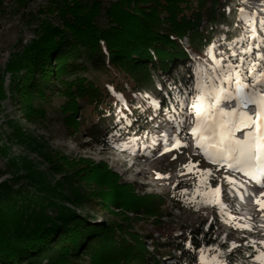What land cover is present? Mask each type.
Segmentation results:
<instances>
[{"label":"rangeland","instance_id":"1","mask_svg":"<svg viewBox=\"0 0 264 264\" xmlns=\"http://www.w3.org/2000/svg\"><path fill=\"white\" fill-rule=\"evenodd\" d=\"M58 1L0 0V90L2 92L0 97L3 98L0 99V184L4 183V188L12 196L11 202L16 211L23 210V213L27 214L29 211H38L43 207V210L55 213L60 208L71 209L89 226L88 238L90 239L99 238L103 225L108 224L112 219L121 220L124 216L129 215L132 217L131 219H134L133 225L137 235L144 242L146 250L152 255L156 252L157 241L166 235H173L175 238L178 235L184 237L186 229L193 225L215 222L218 226V235L222 243L228 244V249L219 253L208 251L205 252V255L219 256L223 264H257L256 255L258 252H264V217H262L261 211L248 221L235 222L229 219L231 208L234 207L231 202L232 197L244 190L250 178L242 172H233L209 162L195 144L191 145L188 140H184L183 136L178 134L172 137L173 141H169V144L163 143L161 146H170L179 139L180 143L187 144V147L169 151L165 154L166 156H163V159H153L156 158L160 147L154 146L157 142L152 139L154 129L150 133L148 129L155 122V113L152 111H155L156 104L149 103L150 105H144L143 108L151 115V122L145 125L137 120L138 122L126 126L125 134L110 140L112 148L100 146L86 134L90 130L93 131L97 125L96 114L91 110L81 112L78 117L80 120L77 119V121H81L79 127L68 129L69 121L63 119L58 109L65 102L62 90L69 81L77 75H84L86 79L101 89H104L110 81L108 75L95 72L92 68L87 73L82 72L80 68L78 70L76 66L83 67L82 64L86 65V62L83 58L75 57L76 52L70 45L63 44L58 50L53 62L51 81L45 87L43 94H37L40 91L36 89L26 98L19 97L17 100H13L10 94L13 80L8 65L11 61L21 57L28 45L39 38L41 31L47 27L43 24L48 20L46 12L49 11L51 5ZM75 1H80L83 6L87 5L86 2L90 0ZM97 1L102 2L103 14L111 4L118 2V0ZM259 1L186 0L176 14L163 15L159 18L160 20L147 18L144 21L107 23L103 20L104 16H96L90 23L97 28L98 32L105 31L115 38L123 33L119 37L125 39L126 37L129 39L128 35H134L150 25L161 33L169 31L175 36L182 31L185 32L179 44L191 80L190 90L173 93L174 100L168 98L175 90L170 89V86L176 82V78L172 77L168 85L164 83L162 91L165 102H170L168 108L172 111L171 113L177 111V116L186 118L188 100L185 97L186 94L191 95L194 92V85L200 79L199 70L203 67L206 71H211L217 67L212 57L208 55L209 49L213 45L216 46L213 53L216 59L221 61V66L226 63L235 64L238 61L231 53L235 52L244 56L245 53L242 49L247 44L258 43L252 39L253 35L264 39V30L260 27L264 18L259 17L261 9ZM136 4L140 5L138 2ZM222 5H225L223 10ZM139 8L141 10L150 9L149 6L142 7L141 5ZM221 11H223V15ZM252 21L255 22V33L249 30ZM232 23L235 24L233 28L231 27ZM51 24L58 25V22L55 19ZM197 24L198 27L192 31L190 25ZM64 25L61 22L58 26L63 27ZM114 28L122 29L124 32L112 30ZM113 33L115 36H112ZM193 34L195 35L193 36ZM69 44L71 43L69 42ZM179 73L180 80L184 79L183 72ZM218 74L213 72V75ZM163 82L166 81L163 79ZM173 101H175L174 104ZM42 110L44 111L43 115L34 118L28 116L30 112L38 113ZM123 119L132 121V115L124 114ZM80 132L81 134H79ZM127 155L133 157L130 162H135L136 165H130L125 161V157L130 158ZM174 156L175 160H173ZM190 159L193 163L198 162L200 170H208L212 173L211 176L201 179H206L213 189L217 186L220 187L219 199L226 205V208L221 209L215 205L203 204V206L192 207L186 212L174 210L168 200L172 191L179 189L180 191L186 190L188 193L190 187L200 182L195 169L188 172L183 167L189 163ZM148 160L151 161L148 162ZM88 161L96 164L103 162L106 164L107 170L117 173L118 177L113 179V184L116 181L114 187L115 185L118 188L128 186L139 197L155 194L157 199L162 198L165 202L162 205V210L173 212L174 217L161 218L157 222L153 218L145 219L143 215L138 216L139 219H137V215L116 210L109 202H106L109 207L96 210V206H90L89 203L82 201V195H87L94 188L82 181L74 182L72 178L76 169L86 167ZM89 167L94 168L90 165ZM157 173L167 178L158 179ZM181 173L185 174L181 175ZM226 177L237 181V186L230 185L225 179ZM71 183H79V187H73L70 185ZM250 183L257 184L253 180ZM239 185H243V187H239ZM213 199L216 197L213 196ZM235 224L247 227L241 230L234 227ZM248 227L252 230L248 231ZM253 243L256 245L255 248L252 247ZM233 244L237 247L232 248ZM95 246L96 243L88 247L85 245L72 246V248L79 249L78 254L80 255L84 247L94 251L97 249ZM72 251L75 253V249ZM200 253L201 251L198 256ZM165 264H173V262L169 261Z\"/></svg>","mask_w":264,"mask_h":264},{"label":"trees","instance_id":"2","mask_svg":"<svg viewBox=\"0 0 264 264\" xmlns=\"http://www.w3.org/2000/svg\"><path fill=\"white\" fill-rule=\"evenodd\" d=\"M185 1L118 0L103 14L102 2L97 0H90L83 6L80 1L59 0L46 12L48 20L43 24L47 27L41 31L39 38L28 45L21 57L8 65L13 80L11 97L13 100L19 97L23 99L36 89L40 91L37 94H43L51 81L56 54L63 44H67L76 52L75 57L83 58L86 62V65L82 64L83 67L77 65L78 70L87 73L92 68L110 77L104 89L84 75H77L69 81L62 90L65 102L58 109L63 119L69 121L68 129L79 127L81 121L77 119L81 112L91 110L96 114L97 125L86 134L100 146L112 148L110 140L125 134L126 126L138 121L145 125L151 122V115L143 109L144 105H157L152 111L155 120L175 114L168 108L170 102H165L162 88L164 83L168 85L175 77L176 82L170 86L175 90L168 98H172L173 93L190 90L191 80L179 44L185 32L180 31L175 36L169 31L161 33L150 25L134 35H128L129 39L119 37L123 33L115 38L105 31L98 32L90 21L96 16H104L103 20L107 23L144 21L147 18L160 20L163 15L176 14ZM136 2L150 9L141 10ZM222 6L223 10L225 5ZM55 19L58 25L61 22L65 25L51 24ZM198 24L190 25V29L195 30ZM234 25L232 23L231 27ZM112 30L124 32L122 29ZM181 71L185 78L180 80ZM0 99H3L2 96ZM43 114L42 110L30 112L28 116L34 118ZM124 114H131L132 121L124 120ZM63 159L65 161L66 158ZM89 165L94 168L91 169ZM107 169L103 162L96 164L89 161L86 167L76 169L72 180L88 183L94 188L87 195H82V201L96 206V210L109 207L106 203L109 202L116 210L137 215V219L143 215L145 219L153 218L157 222L161 218L174 217L173 212L162 210L165 202L162 198L157 199V195L139 197L128 186L114 187L116 181L113 184V179L118 175ZM3 184H0V264H165L169 261L173 264H199L198 253L201 250L228 249V244L222 243L218 235L217 224L210 222L186 229L184 237L166 235L157 241L156 252L152 255L137 235L134 219L129 215L121 220L112 219L103 225L99 238L90 239L89 226L71 209L60 208L55 213L43 210V207L27 214L23 210L16 211L11 202L12 196ZM78 184L70 185L79 187ZM195 185L183 196L181 193L184 191H172L168 200L175 211L186 212L192 207L203 206L191 203L193 198L197 201L201 198L199 195L193 197ZM94 243L97 248L94 251L85 247L80 255L79 249L74 248L75 253L72 251V246L88 247ZM189 244L192 248L188 247Z\"/></svg>","mask_w":264,"mask_h":264},{"label":"snow or ice","instance_id":"3","mask_svg":"<svg viewBox=\"0 0 264 264\" xmlns=\"http://www.w3.org/2000/svg\"><path fill=\"white\" fill-rule=\"evenodd\" d=\"M260 27L264 30V21ZM249 30L256 32L254 21L250 22ZM252 39L258 43L247 44L242 49L244 56L231 53L238 61L235 64L226 63L221 66V61L217 60L213 53L216 46L213 45L209 49L208 55L212 57L217 67L211 71H206L203 67L199 70L200 79L194 85V92L191 95L186 94L185 97L188 100V111L185 116L193 117L191 122L194 123V127L190 135L195 139L196 148L202 152L206 160L233 172H242L259 187L264 188V39L256 35H253ZM213 72L219 74L213 75ZM233 102L238 107L225 110L222 106ZM238 133L241 135L238 136ZM181 147H187V144H181L177 139L173 145L164 147L161 155ZM175 159L174 156L173 160ZM183 167L188 172L195 169L200 179L194 186L193 197L199 195L201 198L199 201L193 198L191 203L226 208L219 199L220 187L213 189L206 179H201L211 176L210 171L200 170L198 162L193 163L191 159ZM157 178L167 177L157 173ZM225 179L233 187L237 186V181L231 177ZM186 194V190L181 193L182 196ZM213 196L216 199H213ZM254 200L264 217V193H261V197H254ZM229 219L236 218L229 216ZM234 227L243 230L247 226L235 224ZM247 230L252 229L248 227ZM188 247L192 248V245L189 244ZM236 247L237 245H232V248ZM252 247L255 248L256 245L253 243ZM208 251L219 253L221 250H201L199 264H223L219 256L205 255ZM255 259L257 264H264V252H258Z\"/></svg>","mask_w":264,"mask_h":264},{"label":"bare ground","instance_id":"4","mask_svg":"<svg viewBox=\"0 0 264 264\" xmlns=\"http://www.w3.org/2000/svg\"><path fill=\"white\" fill-rule=\"evenodd\" d=\"M250 2H253L254 0H249ZM231 106H229V108H230ZM233 108V106L230 108V110ZM170 136H172L171 134H169ZM239 135H241L240 133H239ZM127 157H130L129 159H130V161L133 159V157H131V155H127ZM151 161V160H150ZM260 190H263V189H260ZM239 197H243V194L242 193H240L239 192Z\"/></svg>","mask_w":264,"mask_h":264}]
</instances>
